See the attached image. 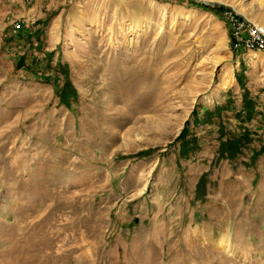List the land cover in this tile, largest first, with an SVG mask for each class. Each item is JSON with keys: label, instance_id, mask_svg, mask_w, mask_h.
Masks as SVG:
<instances>
[{"label": "rangeland", "instance_id": "rangeland-1", "mask_svg": "<svg viewBox=\"0 0 264 264\" xmlns=\"http://www.w3.org/2000/svg\"><path fill=\"white\" fill-rule=\"evenodd\" d=\"M230 1L0 0V264H264V52L223 16L264 0Z\"/></svg>", "mask_w": 264, "mask_h": 264}, {"label": "built area", "instance_id": "built-area-1", "mask_svg": "<svg viewBox=\"0 0 264 264\" xmlns=\"http://www.w3.org/2000/svg\"><path fill=\"white\" fill-rule=\"evenodd\" d=\"M224 19L229 31V49L231 53L240 51L264 52V26L257 25L239 17L233 11L224 10ZM28 24L22 18L12 26V32L22 30Z\"/></svg>", "mask_w": 264, "mask_h": 264}, {"label": "trees", "instance_id": "trees-1", "mask_svg": "<svg viewBox=\"0 0 264 264\" xmlns=\"http://www.w3.org/2000/svg\"><path fill=\"white\" fill-rule=\"evenodd\" d=\"M246 107L249 108L248 111L250 110V106L246 105ZM194 113V110H193ZM205 116L210 117L211 115H213V113L210 110H206L205 111ZM196 123H198L197 119L195 120ZM187 123V122H186ZM176 139L180 140V156L182 157H186L188 155V153L191 150H195L197 149L196 146V137L194 136H187V128L186 126H184V128L181 130V132L179 133L178 137ZM250 141V138L248 136V133H241L239 135H236L234 140H225L224 142H221V149L220 152L223 153L224 151L226 152V156L227 157H232L234 156L238 146H240L241 144H245L247 142Z\"/></svg>", "mask_w": 264, "mask_h": 264}, {"label": "bare ground", "instance_id": "bare-ground-1", "mask_svg": "<svg viewBox=\"0 0 264 264\" xmlns=\"http://www.w3.org/2000/svg\"><path fill=\"white\" fill-rule=\"evenodd\" d=\"M224 2H226V4H233V6H234V3L232 2V1H230V0H224ZM153 5L154 4H157V3H152ZM156 6H159V5H156ZM255 24V23H254ZM257 24V23H256ZM257 25H260V24H257ZM262 26V25H261ZM201 63H207V62H211V64L213 65V66H215L217 63H218V61H219V59L217 58V57H215L214 55H210V54H205L202 58H201ZM152 106H154L153 104H152ZM150 108V107H149ZM148 108V109H149ZM157 108V107H156ZM152 111H153V109L152 108H150ZM146 110V109H145ZM215 246L216 247H220V248H222L224 251H228V249H229V243L227 242V240L225 239V236H221L218 240H216V242H215Z\"/></svg>", "mask_w": 264, "mask_h": 264}, {"label": "crops", "instance_id": "crops-1", "mask_svg": "<svg viewBox=\"0 0 264 264\" xmlns=\"http://www.w3.org/2000/svg\"><path fill=\"white\" fill-rule=\"evenodd\" d=\"M49 1H52V0H49ZM35 2H36V4H40L41 0H35ZM71 2H72V0H68L67 3H71ZM228 45H229V38H228ZM232 54H234V55H235L236 57H238V58L241 56V59H244V60H245V58L247 59V57L244 56V54H245L244 51L234 52V53H232Z\"/></svg>", "mask_w": 264, "mask_h": 264}]
</instances>
